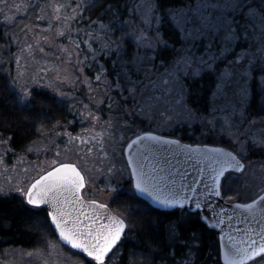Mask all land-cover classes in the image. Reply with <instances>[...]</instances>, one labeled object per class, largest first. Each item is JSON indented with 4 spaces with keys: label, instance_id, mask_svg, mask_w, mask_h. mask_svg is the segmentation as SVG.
<instances>
[{
    "label": "snow or ice",
    "instance_id": "6c2138e0",
    "mask_svg": "<svg viewBox=\"0 0 264 264\" xmlns=\"http://www.w3.org/2000/svg\"><path fill=\"white\" fill-rule=\"evenodd\" d=\"M97 3L80 0L73 6L68 0L50 5L54 12L50 19L63 25L56 35L65 36L67 31L75 49L73 53L64 47L68 59L62 63L82 74V78L75 73L61 75L67 69L57 66V78L73 88L79 81L86 89L84 99L55 89L59 98L54 103L63 105L71 97L70 110L89 124L83 129L87 136L68 131L63 119L52 122L45 94L22 82L19 73H7L10 59L0 60L5 65L0 99L11 97L9 107L38 126L45 143L41 149L30 141L25 146L30 152H47L51 145L59 157L60 146L48 135L53 133L66 137L69 144L77 140L82 145L98 144L108 157L105 136L112 138L110 129L119 124L124 143L114 146L113 154L127 155L119 166L110 162L105 173L109 200L119 202V207L113 210L108 201L86 200L84 190H91V177L76 162L60 159L25 177L27 183L21 179L8 187L0 185V200L19 196L28 212H44L52 230L86 254L88 264H112L129 241L134 247L125 264H216L220 249L208 243L205 252V235L221 228L226 210L219 207L217 212L213 201H235L236 184L246 185L245 161L252 153L264 154V0H110L103 16L88 18L95 34L85 31L82 50L71 35L82 30L73 29L71 21L83 22L85 12ZM22 6L38 7L36 20L48 19L43 5L0 0L3 22L15 24ZM62 10L71 15L62 20ZM39 27L24 24L21 30ZM46 30H52V23ZM6 35L11 39L14 33ZM28 48L31 53L32 45ZM21 58L16 57L17 63ZM183 128L198 129L201 137L220 146L173 138ZM162 129L168 134H158ZM12 140L11 134L0 132V164L9 153L16 154ZM261 204L264 195L259 192L250 203L236 204L247 210L256 227L236 229L235 236L221 233L218 240L224 241L226 264H264Z\"/></svg>",
    "mask_w": 264,
    "mask_h": 264
},
{
    "label": "rangeland",
    "instance_id": "374dc122",
    "mask_svg": "<svg viewBox=\"0 0 264 264\" xmlns=\"http://www.w3.org/2000/svg\"><path fill=\"white\" fill-rule=\"evenodd\" d=\"M89 1L83 0V3L87 4ZM8 2L9 4L13 2L22 4V0H8ZM53 2L66 4L68 0H23V3L26 4L43 5L45 15L48 19L44 21L36 20L35 16L39 13V8L25 10L22 6L18 12L16 23L12 25L7 24L11 28L9 33H14V35L11 37L10 43L7 44L9 45L7 49H5V45L0 47V60L8 61L10 59L11 62L7 65H11L10 75L16 76L19 73L22 82H27L31 87L49 88L58 95L59 93L54 90L59 89L63 92L73 93L78 99H84L82 94L84 86L79 81H76V87L73 88L72 84L57 78V66L59 69H67L61 72V75L75 73V75L81 76L82 78V74L78 71L77 67L67 66L65 63H62L68 59L67 53L64 52V47L67 46L69 51L73 53H75V49L72 41L67 39V31L65 36L56 35L57 28L63 25L59 21H52L50 19L54 15L50 7ZM78 2L80 0H72L73 6ZM5 11L7 12V9ZM70 15L71 13L69 11L62 10L61 12L62 20L64 17ZM0 19L3 21L2 15H0ZM49 23H52L51 31L46 30ZM24 24H39L40 27L33 28L32 30L24 29L22 31L21 29ZM71 24L73 29L78 27L82 30L78 34L73 31L71 35L76 43L81 44L82 50H84L83 41L85 39V31L95 34V29L85 30L84 27H81L80 22L77 23L76 21H71ZM77 35L79 39H76ZM42 36H49L50 39L44 40ZM37 39L40 40L39 44H36ZM28 45H32L31 53L29 52ZM17 56L22 57L19 63L16 61ZM75 59L74 54L72 57L73 62ZM1 65L3 66L4 64ZM34 80L38 82H34ZM65 99L73 102L71 97ZM84 102L87 103V100ZM88 128L89 124L87 121L81 122L79 120L76 127L77 131L72 133L74 135L87 136L88 133L84 132L83 129ZM67 130L71 131L69 129ZM121 130L123 129L120 128L119 124H116V127L110 129L114 133V136L112 138H109L107 135L105 136V148L109 153L108 157L103 155V151L98 144L95 146L87 143L82 145L78 140L69 144L66 137H58L53 133H49L48 135H52L53 139L60 146L58 149L61 153L60 156L55 157L53 155L51 145H49L47 152L41 150L38 153L36 151L30 152L25 150L24 152L16 153L15 156L9 153L8 156L4 157L5 163L0 164V185L8 187L11 184H15L18 180L25 179V177L31 178L47 168L53 159L74 161L86 171V176L91 177V190L89 191L88 188L84 190L87 193L85 197L88 199H99L102 202L108 201L110 203L109 194L105 187V173L110 162L116 163L118 166L123 163L125 153L124 156H121L119 151L113 154V147L124 143V140L121 139ZM97 131H100V126H97ZM125 135H130V133H126ZM201 139L204 140L203 138ZM36 142V147L42 149L45 143L42 137ZM89 147H93L92 152L88 151ZM245 164L246 168L242 175L244 181H246V185L240 182L236 184V187L239 189V194H236L235 201H249L251 198L256 197L257 192L260 194L264 191V158L251 159L249 157L245 161ZM27 182L25 179V183ZM74 251L56 238L50 241L45 250L7 247L4 251L0 252V264H29L30 261L32 264H77L78 261H83V264H85L84 259ZM27 253H33V256L29 257Z\"/></svg>",
    "mask_w": 264,
    "mask_h": 264
},
{
    "label": "trees",
    "instance_id": "16d2710c",
    "mask_svg": "<svg viewBox=\"0 0 264 264\" xmlns=\"http://www.w3.org/2000/svg\"><path fill=\"white\" fill-rule=\"evenodd\" d=\"M108 2H110V0H98L95 9L86 11L83 17V22H80L81 27H84L85 30H90L92 28L95 29V26L92 28L88 27V18L91 17L92 19H96L98 14L103 16L102 9ZM10 30L11 28L8 27V25L5 24L2 19H0V47L10 43V39L6 35ZM104 62H107V57L104 58ZM93 67H95V65H93ZM9 71H11V65L7 66V73H9ZM4 73L5 65H1L0 83H3L2 74ZM86 73L91 75V72H89L87 68ZM32 88L37 93L45 94V98L49 100V115L51 117V121L54 122L55 119H63L66 128L75 133L77 131V123L80 119L77 114L70 110V105L72 102L66 99V103L63 105H58L54 103V100L59 98V95L53 92L51 89L37 86ZM85 90L86 89L84 88L83 91ZM0 95H2V93H0ZM10 104L11 97L0 99V132L11 134L13 136V140L10 141L12 147L16 150V153H21L25 151V146L28 145L30 141H37L39 138H41V134L38 131V126L34 127L31 122L24 121L22 119V117L26 115L25 113H21L18 109L10 108ZM69 120L76 121V123L68 124L67 122ZM158 133L168 134V130L162 129ZM174 136L193 143L204 142L214 144L209 138L200 137L198 129L194 132L187 128L177 129L174 133ZM250 158H264V154L252 153ZM109 204L113 210L119 207V202L116 204H112L110 202ZM26 209L27 206L22 204L19 196L0 200V252L4 251L7 247H20L28 250H45L51 240L58 238L56 232H54L52 227L47 223L44 212L32 213L28 212ZM205 241V252L207 251L208 243H211L214 248L218 245L220 249L218 232L216 230L207 231L205 235ZM133 247L134 246L131 241L126 243L122 249V254H117V256L113 259L112 264H125L131 251L133 250ZM74 252L84 259L85 264H88V260H85L84 258L85 255L77 251ZM216 264H223L220 253L216 258Z\"/></svg>",
    "mask_w": 264,
    "mask_h": 264
},
{
    "label": "water",
    "instance_id": "95a60500",
    "mask_svg": "<svg viewBox=\"0 0 264 264\" xmlns=\"http://www.w3.org/2000/svg\"><path fill=\"white\" fill-rule=\"evenodd\" d=\"M160 135H166V134H161L158 133ZM173 138H179L181 139L182 143H192L195 144L193 142L184 140L180 137L174 136ZM198 143V142H196ZM209 144L210 146H220V145H216V144H212V143H206ZM127 155V153L125 152V156ZM182 159V157H181ZM70 162V161H68ZM193 164H195V162H192ZM189 174L190 176H194L195 175V171L193 169H189ZM205 182L206 181V177H205ZM202 190V189H201ZM260 195H264V191H262L260 193ZM86 200H91L85 197ZM102 202V201H101ZM251 200L249 201H233L231 204H229L226 200L217 198L215 201H213L214 204H216L218 207L216 208V211L219 212V207H224L226 210V213L222 215V219L224 220V224L221 226L220 229H215L218 232V237H220L221 233H231L232 235H236V229H244L248 226L251 227H256L255 222L252 220L250 214L247 212V210L244 209H237L236 208V204L237 203H250ZM111 207V206H110ZM260 208L264 209V204L259 205ZM112 208V207H111ZM235 209V214L233 213V210ZM237 218H239V223L237 222ZM260 215L259 213H257L256 219H260ZM58 239L67 247H69L72 250H75L79 253H81V250L78 249H74L72 248L71 245H67L65 242L62 241V238L59 237L58 232H56ZM219 243H220V254H221V260L223 262V264H226V262L223 260V255H222V251H223V247L224 245V241L223 239H219ZM86 256V254H83Z\"/></svg>",
    "mask_w": 264,
    "mask_h": 264
}]
</instances>
